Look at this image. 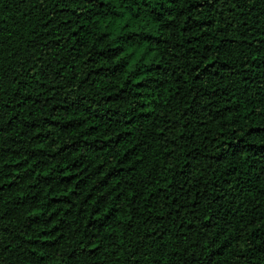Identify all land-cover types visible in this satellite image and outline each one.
I'll return each mask as SVG.
<instances>
[{"label":"trees","instance_id":"obj_1","mask_svg":"<svg viewBox=\"0 0 264 264\" xmlns=\"http://www.w3.org/2000/svg\"><path fill=\"white\" fill-rule=\"evenodd\" d=\"M0 264H264V0H0Z\"/></svg>","mask_w":264,"mask_h":264}]
</instances>
